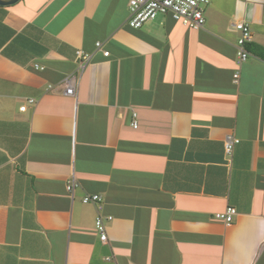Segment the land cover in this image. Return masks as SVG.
<instances>
[{
  "label": "crops",
  "instance_id": "obj_1",
  "mask_svg": "<svg viewBox=\"0 0 264 264\" xmlns=\"http://www.w3.org/2000/svg\"><path fill=\"white\" fill-rule=\"evenodd\" d=\"M129 16L128 0L0 5V264H264V0H214L201 30Z\"/></svg>",
  "mask_w": 264,
  "mask_h": 264
},
{
  "label": "built area",
  "instance_id": "obj_2",
  "mask_svg": "<svg viewBox=\"0 0 264 264\" xmlns=\"http://www.w3.org/2000/svg\"><path fill=\"white\" fill-rule=\"evenodd\" d=\"M214 0H128L130 16L128 24L130 27L139 29L144 26L147 22L155 20L160 14L170 15L174 20L183 23L187 27L194 30H201L206 24L205 8L209 6ZM235 28L239 31L240 35L237 42V56L239 64L246 62L250 57V52L247 49V45L253 40L252 28L249 23L239 21L235 24ZM103 42H97L96 49L101 50ZM104 55L108 56L109 52L104 51ZM92 54L84 52L82 50L77 51V72L68 76L64 81V94L67 96L75 97L77 95L80 77L86 66L91 62ZM36 69H44L43 66L35 64ZM239 78V72L236 73V81ZM49 90L54 89L51 85ZM35 103V100H30ZM135 120L133 126L137 128L138 122L136 120L137 114L134 113ZM239 142V139L234 136H228L225 143L226 154L231 156L233 153L234 146ZM77 181L75 178L71 179L67 183V190L70 194H74ZM84 203L100 204V210L102 208V198L98 194L86 195L83 198ZM237 215L235 207L229 206L224 212H219L216 217L223 220L227 225H231L234 217ZM112 216L105 219L99 215L96 218V229L100 235L102 242L108 241V232L106 226V220L111 221ZM106 261L109 264H118L114 257L108 256Z\"/></svg>",
  "mask_w": 264,
  "mask_h": 264
},
{
  "label": "water",
  "instance_id": "obj_3",
  "mask_svg": "<svg viewBox=\"0 0 264 264\" xmlns=\"http://www.w3.org/2000/svg\"><path fill=\"white\" fill-rule=\"evenodd\" d=\"M18 0H0V5H11L16 3Z\"/></svg>",
  "mask_w": 264,
  "mask_h": 264
}]
</instances>
